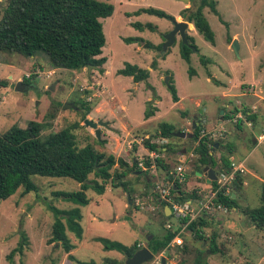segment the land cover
I'll return each instance as SVG.
<instances>
[{
	"label": "rangeland",
	"instance_id": "374dc122",
	"mask_svg": "<svg viewBox=\"0 0 264 264\" xmlns=\"http://www.w3.org/2000/svg\"><path fill=\"white\" fill-rule=\"evenodd\" d=\"M7 1L0 0V17ZM100 1L109 2L114 6L110 16L100 19L105 36L101 55L106 57V62L100 68L91 67L89 71L87 68L81 70L55 68L42 53L33 59L16 53H0V81L7 82L6 86H0V133L13 125L25 127L28 121L35 120L42 125L41 136L44 137L74 122H80L82 126L73 130L78 146L91 143L97 149L102 147L104 149V146L97 143V140L103 138L102 134H108L110 127L123 130L126 125V128L130 127L129 135L120 134V138L115 140L118 143L113 145L116 144L121 148L122 157L131 165L133 159L130 154L140 145L139 126L143 115L152 105L159 108V113L155 114L151 123L147 125L146 129L150 133L155 134L156 126L161 122H167L177 129L186 121L185 116H181L182 110L172 104V95L168 88L169 80L174 85L177 95L182 98L183 111L187 115L196 112L201 114L206 126L210 128L216 127L215 117L224 109V103L228 98L240 99L237 96L239 91L234 90L235 84L244 81L253 83L255 90L264 95V0H212L218 15L208 6H205L202 11L214 33V43L206 41L191 24L186 33L193 37L198 50L190 54L189 61L184 60L180 55L182 40L179 34L175 35L173 44L163 50L166 42L165 35L173 29V19L138 11L152 7L161 9L174 17L185 2L181 0ZM197 1L189 0L186 3L187 7L195 8ZM135 22L147 24L153 28L144 27L140 30L132 25ZM233 35L238 36L234 38L238 42V54H235L231 43H228V39H231ZM128 37L142 38L143 43L149 42L155 47L148 48L137 40L127 42ZM153 60L156 62L154 66H152ZM126 62L148 69L149 78L135 83L131 77L118 74L117 71ZM48 72H50L49 76H47ZM25 78L29 81H24ZM19 81L26 82L23 83L22 90H16V84ZM52 84L53 89L50 90L49 87ZM246 84L241 86L245 88ZM228 89L232 97L223 96V91ZM81 98L93 104L92 110L94 107H100L98 113L92 114V118L96 119L94 121L101 120L106 123L105 126H99L101 132L99 139L93 133V129L85 126L81 121L84 116V109L79 104ZM197 99L200 101L198 106ZM156 100L158 103H155ZM75 102H77L76 105ZM97 102L99 104H96ZM57 103L60 104L59 107L56 106ZM66 103H74L75 108L63 109ZM51 112L54 113L53 118L48 117ZM223 123L222 126L227 125L230 129L232 128V125ZM263 133L264 124L257 123L253 128L243 127L238 139L234 137V134L228 138L230 145L236 148L235 155L240 161H244L245 169L249 172V174L245 172L247 185L239 191L241 196L236 199L238 205L243 208H255L260 203L262 182L258 180V177L264 180V140L253 144L252 139ZM195 145L196 143L192 142L190 148H194ZM137 157L140 159V155ZM164 160L169 163L170 169L178 165V161L170 156L165 157ZM115 168L118 169V167ZM137 168H139L138 165L125 177L134 202L131 204V209L141 211L149 220L157 218L165 221L162 207H156L154 197L145 193L144 176L142 180L137 173ZM152 170L154 168L149 170L151 175ZM157 175L155 177L153 174L152 182H150L155 187L159 182L165 183L163 174L160 172ZM89 177L94 176L91 173ZM30 179L37 185L36 191L23 193V188L19 187L10 197L0 202V264H33L35 262L29 252L38 251L42 247L40 238L43 236L42 239L45 241V237L51 235L54 214L48 208L49 205L60 209L77 207L82 212L90 211L88 209L92 207V214L100 213L101 219L97 218L99 223H96L94 228L91 227L87 236L94 233L116 240L119 237L118 241L126 245L133 243L137 238L146 245L145 236H142L139 229L132 228L124 215L123 205L129 200L123 193L125 192L123 188L109 190L104 196H97L95 191L89 188L85 193L91 198V202L86 206L52 195L54 191L79 190V183L71 178L32 175ZM140 184L143 189L142 187L140 189ZM155 191L157 193L156 189ZM135 198L138 199L137 204H135ZM131 209L127 211L131 212ZM26 213H29L27 220ZM220 213L219 217H221ZM115 214L119 218L114 220ZM232 214L236 213L232 212ZM241 216L244 215L241 214ZM236 221L237 227L243 228L241 222L245 219L238 221L237 218ZM84 222L85 219L81 224L84 225ZM144 227L154 232L160 229L155 223L146 224ZM149 230L145 233L146 236ZM22 232L28 234L32 241V248L34 246L36 251L30 246L28 255L24 252L20 256L15 253L13 262H10L5 256L17 246ZM67 233L70 235V232L67 231ZM245 233V230L241 232L244 239L239 240L241 248L238 250L242 253L244 249L245 252L250 250L253 256L257 249L256 239L248 238ZM180 238L183 240L181 245L183 246L186 244L185 234L183 233ZM83 242L84 245L74 251L75 258L81 261L103 264V258L107 256L112 258L120 254L115 250L105 251L100 243L89 241L88 238ZM49 246L53 248L54 245L51 243ZM55 251L51 255L55 254L53 259L57 256L58 261L59 254L63 250L61 249L57 254ZM39 254L40 252L35 254L38 260L35 263L50 264L52 261L50 256H45L44 260H41L39 259L41 254ZM158 255L163 256L162 252ZM189 255V253L178 252L174 245L172 264H197L199 257L204 259L206 257L205 254L199 253V257L193 262L194 257ZM213 255L217 264H224L226 259L223 254ZM249 259L253 257L249 256Z\"/></svg>",
	"mask_w": 264,
	"mask_h": 264
},
{
	"label": "trees",
	"instance_id": "16d2710c",
	"mask_svg": "<svg viewBox=\"0 0 264 264\" xmlns=\"http://www.w3.org/2000/svg\"><path fill=\"white\" fill-rule=\"evenodd\" d=\"M205 6H208L212 12L218 15L215 3L212 0H198L195 8L188 6L182 9L179 15L184 21L192 23L195 30L206 41L213 44L214 33L202 11ZM113 10V4L100 0H8L0 17V53H16L25 57L37 56L42 53L46 55L47 60L55 68L81 70L87 68L88 65L100 68L106 62V57L101 56L105 36L100 19L110 16ZM138 11L174 19L170 14L157 8H142ZM132 25L140 30H143L144 27L153 28L150 25H143L138 22ZM186 38L188 44H181L180 55L184 60L189 61L190 54L198 49L192 36L186 34ZM126 40L127 42L137 40L143 43L142 38L128 37ZM230 41L231 39H228V42ZM143 45L148 48L155 47L149 42H144ZM156 48L159 49L158 46ZM155 63V60H153L152 66ZM117 73L132 77L134 82L146 81L149 77L148 69L129 62H126ZM27 80L29 81L28 78H25L24 81L27 82ZM26 82L22 81V83ZM6 85V81H0V86ZM168 88L172 100L177 101L176 89L170 80L168 81ZM76 104L77 102H75ZM79 104L84 109V116L81 120L83 121L91 111L93 104L83 98L80 99ZM56 106L59 107L60 104L57 103ZM234 109L236 110V108ZM232 113H234V110L230 115ZM150 115H152V111L145 112L146 117ZM230 115L226 114L224 118L227 119ZM48 117L53 118L54 113H49ZM80 126H82L80 122H74L42 137V125L35 120H30L25 127L13 125L0 133V202L10 197L19 187L23 188V193L36 191L37 185L30 179L32 175L68 177L78 182L80 185L79 190L52 192L54 197H61L78 205H86L89 202V198L85 193L87 189L90 188L95 193L101 194L109 185L114 188H123L130 197V201L133 202L125 177L137 166V159L134 158L133 164L128 165L121 157L100 151L91 143L78 146L77 137L73 130ZM235 126L241 128L240 124H235ZM158 127L161 137L176 138L172 135V132L176 131L173 125L161 122ZM202 129V125L198 124L192 130V138L196 143L193 151L199 163L212 164L214 160L210 151L214 148L217 140L212 138L210 134L201 135ZM97 143L102 146L105 141L99 139ZM142 143L157 156L152 160L149 156L143 158L147 169L137 168V171L146 173L151 164H154V166L162 167L168 172L169 163L160 154L163 152L162 147H166V152L169 151V144L158 145L150 142L149 139H143ZM223 159L221 171H227L230 168V160L226 157ZM115 167H118V169ZM91 173L94 176L93 178L89 177ZM165 179L166 181L172 180V175H168ZM144 181L145 193H148L152 184L148 183L147 180ZM240 183L241 179L237 174L233 184L239 185ZM211 184L213 188H216V181L211 182ZM183 185L175 183L174 186L177 187V190H173V186L171 187V194L175 200L183 202L197 197L195 190L187 192L182 188ZM223 191L221 189L217 192L216 197L213 199L214 203H219L228 210L239 208L256 229L264 230V183L261 186L260 203L255 208H241L235 198H231L230 194H224ZM150 195L161 207L166 204L163 201L159 202V195L156 193L154 185ZM48 208L54 214V221L47 242L59 241L63 250L69 252L73 245L70 243L65 229L74 232L77 237L81 235L80 210L77 207L60 209L53 205H49ZM162 215L168 222L169 218L163 214V209ZM205 215L189 222L186 228L199 240L206 239L201 230L207 225ZM178 232V229L175 231L168 229L160 238L153 236L148 242V247L155 254L161 253L165 248H169V243ZM95 240L102 244L103 249L117 250L127 258L139 249L137 242L125 245L105 237H97ZM27 243L28 237L25 232H22L17 246L7 254L6 259L11 262L15 253L22 254ZM208 243L211 253H221L214 235ZM185 250V245L177 248L178 252H184ZM69 258L73 259L72 256H69ZM104 263L115 264L110 259H105ZM79 264H95V262H79ZM197 264L207 263L204 258L199 257Z\"/></svg>",
	"mask_w": 264,
	"mask_h": 264
},
{
	"label": "crops",
	"instance_id": "0c3cea01",
	"mask_svg": "<svg viewBox=\"0 0 264 264\" xmlns=\"http://www.w3.org/2000/svg\"><path fill=\"white\" fill-rule=\"evenodd\" d=\"M186 7H187V4L184 3V5L178 10V12L174 14V20L175 21H184L182 19V17L179 15V12ZM191 24L192 23L188 22V28H190ZM193 28H194V26H193ZM237 37H238L237 35H233L231 40H233L234 38H237ZM231 42L232 41H230L228 43H231ZM30 57L33 59V58H36L38 56H30ZM36 61H38V60H36ZM135 83H138V82H135ZM245 83H247L246 87L243 88L244 86H241V84H245ZM235 89L239 91L237 96L240 97V99L232 100V99L228 98L226 100V102L224 103V109L222 110L223 112L219 113L215 117V120H217V124H216V127H214V128L207 127L205 124V120L202 118L201 114H198L197 112L187 115V113H185L183 111L184 106L181 104L182 98L177 95L178 100L177 101L172 100L173 101L172 104L174 105V107H178L179 110H182L181 116H185L186 121L182 124V126L180 128L176 129L174 127V129L176 131L184 132L185 133L184 137H176V136H175L176 138L161 137L159 127H158L159 124L156 126V133L155 134L147 131V129H146L147 125H149L151 123L155 114L159 113V108L157 106L152 105L150 110H148V111H152V115H150L149 117H146L144 114L143 119H142V123L139 126L140 127V140H141L139 142L140 145L137 146L138 148H135V150L130 154V156L132 157V159L136 158L137 161H139L141 158L143 159L146 156H149V153H151L152 151H149L143 145V143H142L143 139H149L150 142L157 143L158 145L169 144V151L166 152L165 151L166 147H162L163 152L160 154V156L164 159H165V157L170 156L172 159H176L178 161V163H177L178 165H179V162H180V164H181V162H183V166H184L185 172L187 174H186V181H185V183H183L184 185L182 186V188L185 189V191H187V192H190L191 190H195V194H197V197L192 199V201H201L200 199L203 200L205 198L206 194L209 193V190L211 189L210 187H212L211 182L215 181V180H212L209 183L207 182V176H206L207 167L212 168L215 171L216 175L219 174L221 172V168L223 166V160H224L223 158L226 157L230 161H235V162L241 163L245 169L244 161L243 160L240 161L238 159V157L235 155L236 148L234 145H232V146L230 145L228 138H229V136L234 134V137H236L238 139V137H240V134L243 130V127H246V126L241 125V128H237L234 124H232L228 121V118L225 119L224 115L225 116H226V114L230 115L231 112L233 110H235L234 108L236 106H239V105H242L245 108H247V107L249 108L251 105H256L258 107L257 111L250 116V119L253 121V127L257 123L258 124H260V123L264 124V95L259 94L260 91L255 90V86L253 85V83H249V82H245V81L243 83L240 82L238 84H235L234 90ZM228 91H229V89L226 91H223L224 97H232L231 93ZM155 103H158V101L156 100ZM96 104H99V102H97ZM199 104H200V101H199V99H197L196 105L198 106ZM99 110H100L99 106L94 107V109L93 110L91 109V111L86 115V118H88L90 120L93 119V121L96 120L95 118H92V114H93V112L98 113ZM223 122L232 125L231 129H234V130H231L227 125L222 126L224 124ZM198 124H201L202 128H203L202 130L206 134H210L212 138L217 140L216 142H218V140L221 139L220 142L217 144V146H214V149H212L210 151V154L214 160L212 164L199 163L196 160L195 153L193 151H191L193 148L192 147L190 148V146H191L192 142H194L193 138H192V130ZM253 127H246V128H253ZM129 129H130V127L126 128V125L124 126L123 130H120V129L114 128V127H110V130L108 131L109 135L108 134H102L103 138H100V139H103L105 141V143L102 145V146H104V149L102 147V149H99V150L105 151L107 153H111V154L115 155L116 157H121L125 161V159L122 157V154H121V148L119 146H117L116 144L113 145V143H118V142H115V140L117 141V139L120 138V134L129 135V133H130ZM100 135H101V132H100ZM261 135H264V133ZM258 136L254 137V134H253V137H254L252 139L253 144H258L264 140V139L259 140ZM188 138L190 140H188ZM190 141H192V142L190 143ZM136 149H137V151H136ZM191 154H192V156H190ZM138 155H140V159H138L139 158V157H137ZM142 156H144V157H142ZM193 156H195V158H193ZM128 165H130V164H128ZM152 168H154V170H152L153 171L152 175L154 174L155 177L158 176L157 174L160 172L163 174L164 179L168 175H170V174L172 175V173H168V172H172V170H173V169H170V165H169V171L168 172L166 170H164L162 167L153 166ZM149 170H151V168ZM149 170H148V172H146L147 174L144 172L137 171V173L140 174L141 179L144 176V180H147L148 183L152 182V178H153V176L149 173ZM245 172H247L249 174V172L246 169L242 174H239L240 179H241V183L239 185H234L232 183L229 186L228 193L231 195V198L237 199V197L241 196V194H239V191H242L246 187L247 181L245 180ZM137 173H136V175H139ZM254 178H256V177H254ZM258 180L260 182L264 183V180H262L261 177H258ZM165 181H166V179H165ZM262 183H261V186H262ZM152 186H153V184H152ZM152 186L149 188V191H148L149 194L147 193L148 195H150V193L152 192ZM261 186H260V192H261ZM78 187L80 188V185ZM141 187L143 189L142 184H140V189H141ZM144 187H145V185H144ZM115 188H119V187H115ZM113 189H114V187H111L109 185L106 187V189L104 190L103 193H101V194L96 193V194H97V196L98 195L104 196V194L107 191H109V190L111 191ZM122 191H123V189H122ZM123 193L125 194V196H128V194L126 192L123 191ZM88 198H89V202L86 204V206L89 205L91 202V198L90 197H88ZM158 200H159V202H161L159 197H158ZM134 201L136 202L135 204L138 203L137 198H135ZM133 203L134 202L124 203V205H123V207L125 209L124 215L129 220L130 226L134 229H139L142 236H145L146 241H147L146 245H144V242L142 240H139V239L134 237L135 239H134L133 243L137 242L138 248L147 247L148 249H150L148 247V242L152 239L153 236H158V238H160L163 236V234L168 229L173 230L175 228V223L173 222V220L171 218V215H173V214L171 213L168 216V211L166 209V204H165V205H162L163 214L165 216H168L169 221L168 222L166 220L160 221L157 218H156V220H149L147 217L144 216V214L141 211L139 212L138 210L131 209V206H132L131 204H133ZM155 206L157 207L160 205H158L155 202ZM129 208L131 209V212H130V210H129V212L127 211V209H129ZM88 210H90V211L82 212V210L80 209L81 218L79 220V224L81 225L82 233L79 237H77L74 232L68 230L67 228L65 229V233H66L70 243L73 245V247L71 248V250L69 252H66L63 250L59 241L52 242L54 246H53V248H50L49 245L51 243H48L46 241V239L48 240V238L50 237L49 235L47 237H45L46 238L45 241H44V239H42L43 236L40 238V243L42 244V247L38 251H36L34 246L32 248V245H31L32 241H31L30 237L28 236V234H26L28 237V243L24 247L23 252L28 255V249L31 246V249H34L36 252L31 251V252H29V255L31 257H33L35 262L38 261V260H36L37 256L35 254H37L39 252L41 254V255L39 254L40 255L39 259H41V260H44L45 256H50V259L52 260L50 262V264H74V263L79 264V262H88V261H81V260H78L77 258H75L74 251H76L80 246H83L84 245L83 241L86 240L87 238L89 241H96L95 238H97V237L108 238L106 236L95 235L94 233L87 236V234H89V232L91 231V227L94 228V226L97 225L96 223H99V222H97V218L101 216V214L98 212L92 214V212H91L92 207L91 208L89 207ZM212 211H213L212 213H211V211L206 212L207 215H205V217H206L207 225L201 229L203 232V235L206 237L205 240L196 239L193 236V234L190 231H188L187 229L184 231H180L181 229L179 228V222H178L176 230L178 229L179 232L169 243V246H168L169 248L164 249V250H166V249L168 250V253L164 259V262H165L164 264H172L173 263L171 261L172 247H174V245L176 246V248L182 247L181 245L183 244V240L180 237L183 233L185 234V241H186V244H184L186 246V250L183 253H186V254L189 253L190 254L189 256L192 255V257H194L193 262H195L197 260V258L199 257V253L203 252L206 256L204 260L206 261L207 264H217L216 260L213 258L214 257L213 254H220L221 255V253L223 254V256L226 259L224 261V264H264V230L256 229L249 222L248 218L247 219L245 218L246 216L241 213L239 208H232L229 210L227 209L226 212L221 211V210H212ZM220 212H222V213H220ZM232 212H234L236 214H232ZM219 213L221 214V217L218 216ZM241 214L244 215L245 217L241 216ZM28 215H29V213H26V220L28 219V217H27ZM234 215H236V217ZM117 218H119V217L117 214H115L114 220ZM237 218H238V221L245 219V221L241 222V224L243 225V228L237 227V224L235 223V222H237L236 221ZM83 219H85L84 225L81 224ZM100 219H101V217H100ZM113 222H115V221H113ZM162 222H163V224H162ZM153 223H155L160 228L156 232L150 231L149 229L144 227V226H146V224H153ZM113 224H115V223H113ZM148 230L150 232L146 236L145 233L148 232ZM243 230H245V232H246L245 234L248 238L252 239V237H255V239H256L255 243H256L257 249H256V254L255 255L253 254V256H251L252 253L250 250L248 252H245L244 251L245 249H244L243 253L238 250L239 248H241L239 240L244 239V236L241 234V232ZM67 231L70 232V235L67 233ZM213 235L215 236L216 243L220 246V250H221L220 252L221 253H219V252L211 253L209 251L208 241L211 240ZM176 238L181 239L182 242L180 245L175 243ZM108 239H110V238H108ZM110 240L118 241L119 237H118V240H116V239H110ZM119 242H121V241H119ZM98 243H100V242H98ZM121 243H123V242H121ZM133 243H130L127 245H131ZM221 244H223L224 246H222ZM101 246H102V244H101ZM61 249L63 251L61 252V254H59L60 258L58 259V261L56 260L57 256L55 259H53L55 254L52 256L51 253H54L53 251H55V250H57V252L55 251L56 254L58 252L60 253ZM103 250H105V249H103ZM112 250H114V249L105 250V251H112ZM115 251H117V250H115ZM23 252H22V254H23ZM117 252H119V251H117ZM163 252L164 251H162V254H163ZM22 254H17V255L20 256ZM153 254H154L153 259L151 260L152 263L149 261L145 264H162V262H161L162 257L158 258V256H159L158 254H155V253H153ZM248 255L250 257H253V259H249ZM6 256H5V258H6ZM69 256H72L73 259H70ZM126 258L127 257H125L122 253H120L119 255H116L112 258L108 257V256L103 258L102 263L108 264V263H104V260L110 259V260L114 261L115 264H125ZM12 262H13V260H12ZM35 262L33 264H37ZM184 264H186V263H184Z\"/></svg>",
	"mask_w": 264,
	"mask_h": 264
},
{
	"label": "built area",
	"instance_id": "2783aa9c",
	"mask_svg": "<svg viewBox=\"0 0 264 264\" xmlns=\"http://www.w3.org/2000/svg\"><path fill=\"white\" fill-rule=\"evenodd\" d=\"M50 75V72L47 73V76ZM236 110L234 113L230 115L228 121L232 124H240L246 127H253V121L250 119V116L254 114L258 107L256 105H251L248 109L243 107L242 105L236 106ZM205 134L202 131L201 135ZM259 140L264 139V135L258 136ZM141 141V140H140ZM157 155L154 152L149 153V158L152 160ZM192 156V154L190 155ZM138 167L142 170H146L147 166H145L143 159L141 158L138 161ZM154 164H151L149 168H152ZM245 171L243 165L241 163L230 161V168L227 171H221L216 175V188L210 187L209 193L206 194L205 198L201 201H177L171 194V187L174 186L175 183L183 184L186 181V172L183 166V162L181 164L176 165L172 172V180H167L165 183L159 182L155 189L159 195V199L168 205L171 213L175 216L179 222L180 231H184L187 228L189 222L197 219L200 216L205 215L206 212L210 210H221L226 212L227 209L219 203H214L213 199L216 197L217 192L223 189L224 194H229V186L235 180V176L237 174H242ZM181 239L176 238L175 243L180 245ZM160 256H158L159 258Z\"/></svg>",
	"mask_w": 264,
	"mask_h": 264
},
{
	"label": "water",
	"instance_id": "95a60500",
	"mask_svg": "<svg viewBox=\"0 0 264 264\" xmlns=\"http://www.w3.org/2000/svg\"><path fill=\"white\" fill-rule=\"evenodd\" d=\"M185 3L189 2V0H181ZM173 29L168 32V34L165 35V44L163 46V50L166 49V47L170 46L171 44H173L174 42V37L176 34H179L180 37H181V40H182V44H188V41H187V38H186V29L188 28V22L186 21H175L173 19ZM231 48L233 49V51L235 52V54H238V49H239V46H238V42L236 39L232 40L231 42ZM94 66L93 65H88L87 66V69L88 71L90 70V68ZM168 79V78H167ZM24 87V84L22 82H18L16 84V90H22ZM50 90L53 89V84L49 87ZM66 108H75V105L74 103H66L64 104L63 106V109H66ZM223 111L221 110L220 113H222ZM83 124L85 126H88L90 128H92L94 130V134L95 136L99 139L100 138V132H99V126H105L106 123H104L103 121L101 120H98V121H93V120H90L88 118H85L83 120ZM172 135L173 136H176V137H184L185 136V133L182 132V131H174L172 132ZM221 140V139H220ZM220 140H218V142L215 143V146H217V144L220 142ZM214 149V148H213ZM206 176H207V182H211L212 180H216V174H215V171L212 169V168H209L207 167V172H206ZM173 190H177V187L176 186H173ZM128 200L130 202V198L128 196ZM166 209L168 211V216L171 214L170 212V209L168 207V205H166ZM171 218L173 220V222L175 223V228L173 229V231L176 230L177 228V224H178V221H177V218L173 215H171ZM168 253V250H164L163 252V256L161 258V262L162 264H164V259H165V256L167 255ZM153 252L148 249L147 247H142V248H139L138 250H136L132 256L126 258L125 260V264H144V263H147L149 261H151L153 259Z\"/></svg>",
	"mask_w": 264,
	"mask_h": 264
}]
</instances>
